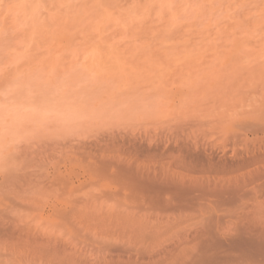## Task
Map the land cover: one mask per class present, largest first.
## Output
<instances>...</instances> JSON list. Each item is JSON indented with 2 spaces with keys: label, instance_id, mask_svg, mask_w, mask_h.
<instances>
[{
  "label": "rangeland",
  "instance_id": "1",
  "mask_svg": "<svg viewBox=\"0 0 264 264\" xmlns=\"http://www.w3.org/2000/svg\"><path fill=\"white\" fill-rule=\"evenodd\" d=\"M93 1L0 0V264H264V0L144 3L131 26ZM76 200L88 225L60 219ZM121 209L154 234H118Z\"/></svg>",
  "mask_w": 264,
  "mask_h": 264
},
{
  "label": "bare ground",
  "instance_id": "2",
  "mask_svg": "<svg viewBox=\"0 0 264 264\" xmlns=\"http://www.w3.org/2000/svg\"><path fill=\"white\" fill-rule=\"evenodd\" d=\"M68 1H70V0H68ZM72 1H73V0H72ZM75 1H77V0H75ZM84 1H85V0H84ZM90 1H93V0H90ZM102 1H103V0H102ZM105 1H106V0H105ZM110 1H111V0H110ZM128 1H129V2H128ZM167 1H168V0H167ZM181 1H183V0H175V3H174V0H173V2H172V0H170L169 2H171V6H172L173 3L176 4V5L178 6V4H179V5L181 4ZM185 1H186V0H185ZM66 2H67V1H66ZM93 2H94V1H93ZM96 2H97V3H96ZM100 2H101V1H100ZM100 2H98V1L95 0L94 3H96V5L99 6L98 3H100ZM103 2H104V1H103ZM126 2L129 3L130 6L128 5L129 7H127V9H124V10H126V11H123V7H125V6H122V5L125 4ZM141 2H142V4H141ZM169 2L167 3V7H169V9H170L171 6L168 5ZM68 3H70V2H68ZM90 3H91V2H89V4H90ZM110 3L114 4V6H116L117 8H118L119 5L121 4L122 7H121L120 9L118 8V10H119L118 12L120 13V12L123 11V12H124V15L127 16V18H125V20H124V22H125L126 24L123 23V24H124L123 26L127 25V22H129L130 20H132V19H134V18H137V19H138V17L140 16V15H139L140 13L138 14V12H141V10L144 11V12L146 11V10L144 9L143 5L146 4V6L148 5L147 7H148L149 9H152V8H153V10H154L155 7L158 8V7H161L162 4H164V3H162L160 0H138V1H137V0H112V2H109V4H110ZM144 3H145V4H144ZM70 4H71V3H70ZM76 4H77V2H76ZM79 4H80V3H79ZM85 4H86V3H85ZM102 4H103V3H102ZM107 4H108V3L105 4V2H104V5L101 7V3H100V6H99V7H101L102 9H105V8H103V7H108L109 4H108V5H107ZM165 4H166V1H165ZM65 5H66V3H65ZM106 5H107V6H106ZM125 5H126V4H125ZM66 6H67V5H66ZM68 6H69V4H68ZM75 6H76V5H75ZM79 6H80V5H79ZM87 6H89V5H87ZM91 6H92V4H91ZM98 6H97V7H98ZM140 6H142V7L140 8ZM146 6H145V7H146ZM154 6H155V7H154ZM92 7H93V6H92ZM147 7H146V8H147ZM162 7L164 8L163 5H162ZM162 7L160 8L162 11L159 13V15H161V17H162V15L165 13V12H163L164 10H163ZM72 8H73V7H72ZM82 8H83V7H82ZM89 8H90V7H89ZM95 8H96V7H95ZM125 8H126V7H125ZM172 8H173V7H172ZM43 9H44V8H43ZM67 9H68V8H67ZM67 9H66V10H67ZM76 9H77V8H76ZM96 9H98V8H96ZM99 9H100V8H99ZM99 9H98L97 12H100ZM102 9H100V10L102 11ZM106 9H108V8H106ZM115 9H116V8H115ZM115 9H114V10H115ZM121 9H122V10H121ZM160 9L158 8L159 11H160ZM165 9H166V8H165ZM167 9H168V8H167ZM167 9H166V10H167ZM169 9H168V10H169ZM176 9H178V8H176ZM86 10H87V9H86ZM90 10H93V9H90ZM111 10H112V9H111ZM114 10H113V12H114ZM120 10H121V11H120ZM153 10H152V11H153ZM174 10H175V8L173 9L172 13L170 12V13L173 14V15H174V12H175V11H176V12L178 11V10H175V11H174ZM82 11H84V10H82ZM88 11H89V10H88ZM108 11H110V10H108ZM116 11H117V10H116ZM152 11H151V12H152ZM72 12H73V11H72ZM95 12H96V10H95ZM97 12H96V13H97ZM144 12H143V13L141 12V13H142V14H141V17L143 16V14H144L145 16H146V14H148V13H147L148 11H146V14H145ZM162 12H163V13H162ZM78 13H80V10L78 11ZM91 13H92L91 15H94L93 12H91ZM96 13H95V14H96ZM106 13H107L108 15H106ZM114 13H116V14L119 15V16L123 15L122 13H121V14H118L117 12H114ZM149 13H150V11H149ZM157 13H158V12H157ZM67 14H68V13H67ZM81 14H82V13H81ZM85 14H86V13H85ZM85 14H84V15H85ZM130 14H131L132 17L130 16ZM132 14H133V15H132ZM134 14H135V16L138 14V17H135ZM78 15H79V14H78ZM101 15H102V14L100 13V16H101ZM103 15H106L108 18H109V16H110V14H109L108 12H105V14L103 13ZM128 15H129V16H128ZM164 15H165V14H164ZM81 16H83V15H81ZM85 16H88V14L85 15ZM89 16H90V15H89ZM100 16L97 15V17H100ZM126 16H125V17H126ZM169 16H170V15H169ZM169 16H168V17H169ZM175 16H176V14H175ZM79 17H80V16H79ZM83 17H84V16H83ZM95 17H96V16H95ZM101 17H102V16H101ZM130 17H131V18H130ZM141 17H140V18H141ZM168 17L165 16L166 19H167ZM171 17H172V16H171ZM171 17H169V18H171ZM173 17H174V16H173ZM173 17H172V19H173ZM80 18H81V17H80ZM86 18H87V17H85V19H86ZM88 18H89V17H88ZM120 18H122V16L119 17L118 19H120ZM123 18H124V17H123ZM123 18H122V20H123ZM129 18H130V19H129ZM159 18H160V16H159ZM33 19H34V18H33ZM75 19H76V18H75ZM81 19H82V18H81ZM83 19H84V18H83ZM126 19L129 20V21H127ZM78 20H79V19H78ZM103 20H105V22H106L108 19L105 18V19H103ZM120 20H121V19H120ZM122 20H121V21H122ZM134 20H136V19H134ZM160 20H161V18H160ZM162 20H164V18H163ZM167 20H169V19H167ZM167 20H166V21H167ZM36 21H38V20H36ZM36 21H35L34 24H36ZM91 21H92L91 23H96V22H95V19H94V22H93V19H92ZM98 21H99V20H98ZM101 21H102V20H101ZM121 21H120V24L122 23ZM126 21H127V22H126ZM138 21H139V19H138ZM164 21H165V20H164ZM29 22H30V21H29ZM33 22H34V21H33ZM76 22L79 23L78 21H76ZM81 22H82L81 24H83V21H81ZM86 22H88V21H86ZM86 22H84V23H86ZM99 22H100V21H99ZM99 22H98V23H99ZM103 22H104V21H103ZM105 22H104V23H105ZM118 22H119V20H118ZM132 22H133V20H132ZM132 22L130 21V23H129L130 26H131ZM135 22H137V20H136ZM77 23H76V24H77ZM100 23L103 24L102 22H100ZM100 23L97 25L98 27H99ZM167 23H168V22H167ZM169 23H171V22H169ZM79 24H80V23H79ZM89 24H90V23H89ZM89 24H88V25H89ZM120 24H119V25H120ZM165 24H166V22H165ZM171 24H172V23H171ZM77 25H78V24H77ZM91 25H92V24H91ZM168 25H169V24H168ZM36 26H38V25H36ZM79 26H80V25H79ZM82 26H84V24H83ZM95 26H96V24H95ZM95 26H94V27H95ZM101 26H104V24L101 25ZM115 26H117V25H115ZM120 26H121V25H120ZM164 26H165V25H164ZM34 27H35V26L33 25V28H32L33 30H31V31H34ZM84 27L86 28L87 26H84ZM121 27H122V26H121ZM132 27H133V26H132ZM165 27H166V26H165ZM36 28H37V27H36ZM92 28H93V26H92ZM168 28H169V26H168ZM101 29H102V28H101ZM119 29H120V28H119ZM83 30H84V29H83ZM97 30H98V29H97ZM97 32H98V31H97ZM127 33H128V32H127ZM89 34H90V33H89ZM89 34H88V35H89ZM92 34H93V33H92ZM125 34H126V32H125ZM90 35H91V34H90ZM90 35H89V36H90ZM135 36H136V35H135ZM33 38H34V37H33ZM99 39H100V38H99ZM94 49H95V48H94ZM127 50H128V49H127ZM127 50H126V51H127ZM90 51H91V50H90ZM123 52H124V51H123ZM120 53H122V52H120ZM124 53H125V52H124ZM92 54H93V53H91V55H92ZM91 55H90V56H91ZM121 56H122V55H121ZM88 57H89V56H88ZM123 57H124V56H123ZM89 58H92V56L89 57ZM124 58H125V57H124ZM105 62H106V61H105ZM105 62H104V64H105ZM123 62H124V61H123ZM92 63H93V62H92ZM104 64H103V65H104ZM101 66H102V65H101ZM125 67H126V66H125ZM100 68H101V67H100ZM122 68H123V67H122ZM101 69H102V68H101ZM123 70H124V69H123ZM123 70H122V71H123ZM105 71H106V70H105ZM118 71H119V70H118ZM101 73H102V72H101ZM108 73H109V72H108ZM112 73H113V71H112ZM113 75H114V74H113ZM121 75H123V74L121 73ZM102 76H103V75H102ZM102 76H101V77H102ZM111 76H112V74H111ZM125 76H126V74H125ZM108 77L110 78V76H108ZM117 77H118V75H117ZM103 78H104V77H102L101 82H103V81H102ZM104 79H105V78H104ZM106 79H107V78H106ZM122 81H123V80H122ZM123 85H124V84H123ZM119 86H120V85H119ZM104 87H105V84H104ZM117 87H118V86H117ZM117 87H116V88H117ZM105 88H106V87H105ZM122 88H123V87H122ZM103 89H104V88H103ZM104 90H105V89H104ZM107 91H108V90H107ZM123 92H124V90H123ZM125 92H126V91H125ZM117 93H118V92H117ZM120 93H121V92H120ZM120 93H119V94H120ZM114 94H115V93H114ZM105 95H106V94H105ZM111 95H112V94H111ZM116 95H117V94H116ZM116 95H115V96H116ZM108 97H109V96H108ZM112 97H113V96H112ZM106 100H107V98H106ZM103 102H105V101H103ZM111 102H112V100H111ZM243 106H244V105H243ZM243 106H242V107H243ZM258 106H259V105H258ZM257 109H258V108H257ZM15 110H16V109H15ZM16 111H17V110H16ZM74 112H75V111H74ZM13 113H14V112H13ZM12 115H13V114H12ZM12 115H11V116H12ZM75 115H77V114H75ZM11 116H10V117H11ZM73 116H74V115H73ZM15 118H16V117H15ZM12 119H13V118H12ZM17 119H18V118H17ZM259 119H260V118H259ZM10 120H11V119H10ZM5 124H6V123H5ZM65 127H66V126H65ZM3 136H5V135H3ZM1 139H2V138H1ZM0 141H1V140H0ZM7 141H9V140H7ZM1 142H3V141H1ZM1 142H0V143H1ZM4 144H5V143H3V145H4ZM6 144H7V143H6ZM0 146H1V145H0ZM6 147L8 148V146H5V149H6ZM0 148H1V149H4V147H3V148L0 147ZM5 149H4V150H5ZM4 150H1L0 153H2V151H4ZM135 152H136V151H135ZM166 152H167V151H166ZM9 153H10V152H9ZM136 153H137V152H136ZM2 154H3V153H2ZM2 154H1V156H4V155H2ZM176 154H177V153H176ZM169 155H170V154H169ZM0 158H1V157H0ZM4 158H5V156H4ZM246 158H247V157H246ZM5 159H6V158H5ZM72 159H73V158H72ZM169 159H170V157H169ZM183 159H184V157H183ZM8 160H9V159H8ZM131 160H132V159H131ZM0 161H3L4 163L6 162V161H4L3 159L0 160ZM246 161H247V160H246ZM3 162H2V164H3ZM126 162H127V161H126ZM0 163H1V162H0ZM176 163H177V162H176ZM2 164H0V165H2ZM6 164H7V163H6ZM174 164H175V162H174ZM239 164H240V163H239ZM246 164H247V163H246ZM4 165H5V164H4ZM2 166H3V165H2ZM135 166H136V165H135ZM0 167H1V166H0ZM240 167H241V166H240ZM89 168H90V167H89ZM184 168H185V166H184ZM241 168H242V167H241ZM4 169H5V167H4ZM121 169H122V168H121ZM171 169H172V168H171ZM164 170H165V169H164ZM174 171H175V170H174ZM55 172H56V171H55ZM154 172H155V171H154ZM168 173H169V172H168ZM174 173H175V172H174ZM176 173H179V174H180V172H176ZM166 174H167V173H166ZM113 175H115V174H113ZM122 175H123V174H122ZM164 175H165V173H164ZM169 175H170V174H169ZM56 176H57V175H56ZM56 176H54V177H56ZM63 176H64V175H63ZM124 176H125V175H124ZM166 176H167V175H166ZM178 176H179V175H178ZM178 176H177V177H178ZM180 176H181V175H180ZM46 177H47V176H46ZM52 177H53V176H52ZM59 177H60V176H59ZM164 177H165V176H164ZM164 177H163V178H164ZM182 177H183V176H182ZM66 178H67V177H66ZM171 178H172V177H171ZM102 179H103V178H102ZM179 179H180V178H179ZM98 180H99V179H98ZM112 180H113V179H112ZM57 181H59V180H57ZM60 181H62V180H60ZM48 183H50V182H48ZM57 183H58V182H57ZM59 183H60V182H59ZM65 183H66V182H65ZM70 183H71V182H70ZM121 183H122V182H121ZM51 184H52V183H51ZM85 184H86V183H85ZM88 184H89V183H88ZM122 184H123V183H122ZM167 184H168V183H167ZM58 186H59V184H58ZM72 186H73V185H72ZM52 187H53V185H52ZM56 187H57V186H56ZM99 187H100V186H99ZM48 188H50V187H48ZM167 188H168V187H167ZM54 189H56V188L54 187ZM59 190H61V189H59ZM65 190H66V189H65ZM72 190H73V187H72V189H71V192H72ZM74 190H75V189H74ZM74 190H73V191H74ZM134 190H136V189H134ZM56 191H57V190H56ZM77 191H78V190H77ZM107 192H108V191H107ZM130 192H131V191H130ZM137 192H139V191H137ZM186 192H187V191H186ZM59 193H61V192L59 191ZM63 193H64V196H65V193H66V192H64V190H63ZM72 193H73V192H72ZM76 193H77V192H76ZM140 193H141V192H140ZM59 195H60V194H59ZM62 195H63V194H62ZM66 195H71V193H69V194L67 193ZM73 195H74V194H73ZM118 195H119V193H118V194H117V193H114L113 195H112V193H111L110 197H111L112 199L114 198L113 200L115 201V200L119 199L120 195H119V197H118ZM133 195H134V194H133ZM133 195H132V196H133ZM137 195H138V193H137ZM137 195H136V196H137ZM139 195H140V194H139ZM139 195H138V197H139ZM141 195H142V193H141ZM143 195H144V194H143ZM151 195H152V194H151ZM64 196H63V197H64ZM104 196H105V198H106V197L108 196V194L106 193ZM104 196H103V197H104ZM152 196H153V195H152ZM152 196H150V199H152ZM65 197H66V196H65ZM74 197H75V196H74ZM76 197H77V196H76ZM121 197H122V196H121ZM145 197H146V196H145ZM58 198H59V196H58ZM61 198H62V197H61ZM69 198H71V197H69ZM77 198H78V197H77ZM136 198H137V197H135V199H136ZM142 198H143V197H141V198H139V199H142ZM147 198H148V196H147ZM59 199H60V198H59ZM72 199H73V197H72ZM79 199H80V198H79ZM121 199H122V198H121ZM125 199H126V198H125ZM148 199H149V198H148ZM160 199H161V198H160ZM160 199H159V201H160ZM174 199H175V198H174ZM62 200H64V199H62ZM74 200H75V199H74ZM126 200H127V199H126ZM137 200H138V199H137ZM137 200L135 201L134 199H132V201H134V202H137ZM143 200H144V199H142L141 201L139 200V201L137 202V204H138V203L140 204V202H142ZM152 200H155V199H152ZM163 200H164V199H163ZM69 201H70V199H69ZM79 201H81V200H79ZM120 201H121V200H120ZM165 201H166V200H165ZM165 201H164V202H165ZM40 202H41V201H40ZM42 202H43V201H42ZM73 202H74V203L77 202V203H76L77 205L74 204V203L72 204V201H71L70 204H72V205H74V206L70 205L71 207L68 208V209L66 208V209H67V210L65 209L66 211L63 209V210H62L63 212L61 211V209H59V211H61L60 213L57 211V212L60 214V217H61L60 219H61V221H64V222L66 223L67 220H68V221H71V222H73V223H75L76 225H79V226L82 225V224H81L82 222H83V225H84V224L88 225V224H87V222L89 221L88 219H92V216H93V215H92L91 217H87V215H86L87 213H85V214L83 213L84 215H83V214H80V213H81L80 211H82L83 208H86V207H85L86 205L84 206V204H87V202H86V203H82V201H81L82 204H81L80 206H78L79 204H78V201H77V200H76V201H73ZM143 202H144V201H143ZM147 202H148V203L144 202V203H146V206H148V204H149V206H150V205L152 206L153 203H154V201H152V204H150V203H151V200H150V202H149V201H147ZM169 202H170V200H169ZM174 202H175V200H174ZM176 202H177V201H176ZM67 203H68V202H67ZM119 203H120V202H119ZM131 203H132V202H131ZM144 203L142 204V207H144L143 210H142V207H139V205L136 206V203H132L131 206H133V207H132L133 209H134L135 207H136V209H137V207H139V208H138L139 211L142 210V211L144 212V210L147 208V207L145 206ZM155 203H157V200H156ZM155 203H154V206L156 207L157 204H155ZM159 203H160V202H159ZM39 204H40V203H39ZM121 204H122V203H121ZM133 204H135V207H134ZM161 204H162V203H161ZM161 204H160V205H161ZM166 204H167V203H166ZM175 204H176V203H175ZM40 205H42V204H40ZM43 205H44V204H43ZM122 205H123V204H122ZM122 205H121V206H122ZM143 205H144V206H143ZM158 205H159V204H158ZM168 205H170V203H168ZM168 205H167V207H168L169 209H168L167 207H165V206L162 204V206L165 207V210H160V208H159V209H156V208H155V212L158 210V211H160V212L157 211V213H158V214H159V213L161 214V212L164 211V212L167 214V215H166V214H164V215H166V217L168 218V216H170V215H168L169 213L166 212V211H170V210H171V212H173V208H172V207L170 208V206H172V204H171L170 206H168ZM123 206H124V205H123ZM129 206H130V205H128V206H126V207L130 210L131 207L129 208ZM140 206H141V204H140ZM149 206H148V207H149ZM42 207H43V206H42ZM88 207H89V206H88ZM117 207H118V206H117ZM164 207H163V208H164ZM80 208H81V210H80ZM176 208H177V207H175L174 210H176ZM200 208H201V207H200ZM86 209H87V208H86ZM111 209H112V208H111ZM111 209H110V210H111ZM124 209H125V208H124ZM128 209H127V211L125 210L124 212H123L122 209H121L120 211H122V212H119V213H121V214H119V213L117 214L118 211H116V213L114 212L115 214H114L113 216H115L116 214H117V215H116L115 217H112V218H114V220L112 219L111 223H112L113 221H114V222L110 225V226L113 227L112 229H115L116 231L119 230V231H120V235H122L123 237H124L126 234H127V235H128V234L131 235L132 232H134L135 234H136V233L138 234L140 231H143V229H144V225H143V222H144V221H143L144 216H142L143 218L141 217V220H142V221H139V220H140V218H139L140 215H139V216L136 215L137 213H139V211L135 212L134 210H136V209H134L133 211L131 210V211H132V212H131V211H128ZM148 209L151 210V209H154V207H153V208H152V207L147 208V210H148ZM179 209H180V206H179ZM188 209H190V208H188ZM52 210H53V209H52ZM57 210H58V209H57ZM87 210H88V209H87ZM87 210H86V212H87ZM108 210H109V209H108ZM177 210H178V209H177ZM180 210H181V209H180ZM182 210H183V208H182ZM40 211H41V210H40ZM53 211H54V210H53ZM84 211H85V209H84ZM88 211H89V210H88ZM90 211H91V210H90ZM98 211H99V210H98ZM111 211H112V210H111ZM151 211L154 212V210H151ZM183 211H184V210H183ZM57 212H55V214L59 215ZM109 212H110V211H109ZM126 212H127V214H125ZM129 212H130L131 214L133 213L132 215L135 214L136 217L138 216L137 218H139V219H136L135 216H134V218H133L132 215H131V218H129V217H130ZM145 212H146V211H145ZM147 212H148V211H147ZM149 212H150V211H149ZM153 212H151V213H153ZM164 212H163V213H164ZM171 212H170V213H171ZM175 212H176V211H175ZM179 212H181V211H179ZM91 213H92V212H91ZM98 213H101V212H98ZM103 213H104V212L101 213V215H100V217H99L98 219H94V220H97V223H94V224H96L98 227L101 228L100 231H102V229H104L103 231H107V230H105V228H107V225L110 224V221H108V220H109V217H110V219H111V216H112V215H109V214L104 213V215H108V216H106V218H105L104 215H102ZM123 213H124V214H123ZM157 213H153L152 215H151V214H150V215H151L153 218L155 217V219H157V218H158V217H157ZM183 213H185V212H183ZM93 214H95V213L93 212ZM154 214H156V216H154ZM172 214H174V213H171V216H172ZM82 215H83V216H82ZM85 215H86V216H85ZM97 215H99V214H97ZM127 215H129V216H127ZM144 215L146 216V214H144ZM54 216H55V215H54ZM88 216H89V214H88ZM94 216H95V215H94ZM94 216H93V217H94ZM171 216H170V217H171ZM181 216H183V215H180V217H181ZM196 216H197V215H196ZM95 217H96V216H95ZM95 217H94V218H95ZM97 217H98V216H97ZM156 217H157V218H156ZM164 217H165V216H164ZM164 217H163V218H164ZM174 217H175V216H174ZM178 217H179V216H178ZM184 217H185V216H184ZM56 218L59 219V216L56 217ZM107 218H108V219H107ZM150 218H151V217H150ZM163 218H162V219H163ZM171 218H173V217H171ZM171 218H170V219H171ZM62 219H63V220H62ZM106 219H107V220H106ZM168 219H169V218H168ZM176 219H178V218H176ZM183 219H184V218H183ZM188 219H189V218H188ZM77 220L79 221V224H78V221H77ZM80 220H81V221H80ZM144 220H145V219H144ZM147 220H148V219H147ZM151 220H153V219L151 218ZM160 220H161V218H160ZM171 220H172V219H171ZM171 220H170V221H171ZM178 220H179V219H178ZM178 220H177V221H178ZM185 220H186V219H185ZM61 221L59 220V223H60ZM76 221H77V223H76ZM154 221H155V220H154ZM154 221H153V223H152V221H151L150 224L147 223L146 226H147L148 228L145 227L146 229H144V232L147 231V233H148V231H152V229H153V230L157 229V227H155V225H156L155 223H157V222H156V221L154 222ZM174 221H175V220L173 219V222H174ZM177 221H176V222H177ZM189 221H190V219H189ZM107 222H108V223H107ZM141 222H142V223H141ZM145 222H147V221H145ZM145 222H144V223H145ZM148 222H150V221L148 220ZM165 222H168V221L165 220ZM173 222H172V224H174ZM187 222H188V220H187ZM88 223H89V222H88ZM158 223H159V226H160V222H158ZM161 223H162V222H161ZM169 223H171V222H168V224H169ZM181 223H182V222H181ZM181 223L179 222V225H180ZM201 223H202V222H201ZM69 224H70V223H69ZM75 224H74V225H75ZM145 224H146V223H145ZM152 224H153V226H152ZM165 224H166V223H163L162 226L164 227ZM176 224H177V223H176ZM49 225H50V224H49ZM52 225H53V224H52ZM71 225H73V224H71ZM90 225H91V224H89V226H90ZM169 225H170V224H169ZM177 225H178V224H177ZM182 225H184V223H182ZM188 225H189V224H188ZM56 226H57V225H56ZM92 226H93V225H92ZM110 226H108V227L110 228ZM162 226H161V228H163ZM173 226H174V225H173ZM83 227H85V226H83ZM127 227L129 228L130 231L127 229ZM165 227H167V225H165ZM165 227H164V229H166ZM168 227H169V226H168ZM69 228H70V226H69ZM72 228H73V227H72ZM91 228H93V227H91ZM142 228H143V229H142ZM154 228H155V229H154ZM171 228H172V226H171ZM173 228H174V227H173ZM61 229H62V228H61ZM112 229H111V230H112ZM126 229L128 230L129 233L126 231ZM141 229H142V230H141ZM149 229H151V230H149ZM159 229H160V228H159ZM64 230H65V229H64ZM72 230H73V229H72ZM72 230H71V231H72ZM79 230H80V229H79ZM89 230H90V229H89ZM91 230H92V229H91ZM91 230H90L89 232H91ZM96 230H98V232H99V229H98V228H96ZM115 230H112L111 233H112V232H115ZM145 230H146V231H145ZM167 230H168V228H167ZM169 230H170V229H169ZM66 231H67V230H66ZM87 231H88V230H87ZM119 231H118V234H119ZM138 231H139V232H138ZM163 231H165V230L162 229L161 232H163ZM170 231H171V230H170ZM84 232H85V231H84ZM89 232H88V233H89ZM125 232H127V233H125ZM152 232H153V231H152ZM156 232H157V231H156ZM66 233H68V231H67ZM71 233H72V232H71ZM79 233H80V232H79ZM93 233H95V232H93ZM111 233L109 232L108 234L110 235ZM134 233H133L131 236H133V239H134V237H136V238H137V241H138L139 236L137 235V236H138V237H137ZM142 233H143V232H142ZM142 233H141V234H142ZM165 233H166V231H165ZM193 233H194V232H193ZM72 234H73V233H72ZM112 234H113V233H112ZM118 234L115 233V234H113V235H115V237H118V236H116V235H118ZM151 234H152V233H151ZM153 234H154V232H153ZM161 234H162V233H161ZM64 235H65V234H64ZM78 235H79V234H78ZM87 235H88V234H87ZM99 235H100V233H99ZM102 235H103V234H102ZM105 235H106V234H105ZM120 235H119V236H120ZM134 235H135V236H134ZM144 235H145V234H142L143 237H144ZM146 235H148V234H146ZM146 235H145V236H146ZM149 235H150V234H149ZM157 235H158V234H157ZM157 235H156V236H157ZM199 235H200V234H199ZM79 236H80V235H79ZM97 236H98V235H97ZM131 236H130V237L127 236V237L130 238V239H129V238H127V239H128V240H131V239H132ZM153 236H154V235H152V237H153ZM64 237H65V236H64ZM64 237H63V238H64ZM72 237H73V236H72ZM101 237H102V236H101ZM106 237H107V236H106ZM120 237H121V236H120ZM120 237H119V238H120ZM143 237H140V238L143 239ZM150 237H151V235H150ZM152 237L150 238L151 240H152ZM196 237H198V236H196ZM67 238H68V237H67ZM77 238H78V237H77ZM77 238H76V239H77ZM107 238H108V237H107ZM113 238H114V237H113ZM121 238H122V237H121ZM125 238H126V237H125ZM125 238H124V239H125ZM147 238H148V236H147ZM198 238H199V237H198ZM32 239H33V238H32ZM65 239H66V238H65ZM74 239H75V238H74ZM83 239H84V237H83ZM116 239H117V238H116ZM116 239H115V240H116ZM122 239H123V238H122ZM195 239H196V238H195ZM47 240H48V239H47ZM49 240H50V239H49ZM59 240H60V239H59ZM59 240H58V241H59ZM118 240H119V239H118ZM184 240H186V237H185ZM187 240H188V239H187ZM241 240H242V239H241ZM44 241H45V240H44ZM50 241H51V240H50ZM120 241H121V240H120ZM122 241H124V240H122ZM133 241H135V240H133ZM243 241H244V240H243ZM31 242H32V240H31ZM47 242H48V241H47ZM53 242H54V241H53ZM103 242H104V241H103ZM127 242H129V241H126V242H124V243H127ZM178 242H179V241H178ZM260 242H261V241H260ZM54 243H55V242H54ZM68 243H69V242H68ZM118 243H119V242H118ZM120 243H122V242H120ZM120 243H119V244H120ZM124 243H123V245H124ZM135 243H136V242H135ZM137 243H138V242H137ZM147 243H148V242H147ZM149 243H150V241H149ZM33 244H34V242H33ZM56 244H57V243H56ZM62 244H63V243H62ZM65 244H66V243H65ZM104 244L106 245V243H104ZM127 244H128V243H127ZM242 244H243V243H242ZM34 245H35V244H34ZM107 245H108V244H107ZM107 245H106V247H107ZM114 245H115V244H114ZM123 245H122V246H123ZM47 246H48V244H47ZM57 246H58V245H57ZM63 246H65V245H63ZM102 246H103V244H102ZM109 246H111V245H109ZM116 246H117V248H118V245H116ZM54 247H55V246H54ZM58 247H59V246H58ZM61 247H62V246H61ZM111 247H112V246H111ZM114 247H115V246H114ZM123 247H124V246H123ZM50 248H51V247H50ZM62 248H63V247H62ZM64 248H65V247H64ZM28 249H29V248H28ZM33 249H34V248H33ZM73 249H74V247H73ZM104 249H105V248H104ZM24 250H25V248H24ZM41 250H42V249H41ZM47 250H48V249H47ZM101 250H103V249L101 248ZM35 251H36V250H35ZM49 251H51V250L49 249ZM58 251H59V249H58ZM61 251H63V250H61ZM66 251H67V249H66ZM103 251H104V250H103ZM106 251H107V250H106ZM116 251H117V250H116ZM169 251H171V250H169ZM77 252H78V251H77ZM114 252H115V251H114ZM122 252H123V251H121V253H122ZM135 252H136V251H135ZM138 252H139V251H138ZM153 252H155V251H153ZM23 253H24V252H23ZM36 253H37V252H36ZM39 253H40V251H39ZM61 253H62V252H60V254H61ZM68 253H69V252H68ZM89 253H90V252H89ZM89 253H87L86 255H88ZM115 253H116V252H115ZM146 253H147V252H146ZM150 253H152V252H150ZM155 253H156V252H155ZM160 253H161V252H160ZM34 254H35V252H34ZM54 254H56V251L54 252ZM54 254H53L52 257H53V259H56V260H57L58 258H56V257L58 256L59 253L57 254L56 257L54 256ZM60 254H59V255H60ZM69 254H70V253H69ZM108 254H109V253H108ZM158 254H159V252H158ZM158 254H156V255L158 256ZM163 254H164V255H163ZM165 254H168L167 251H165L164 253H161V255L159 254V255H160L159 258L165 256ZM41 255H42V254H41ZM43 255H45V252H44ZM47 255H48V254H47ZM47 255H45V256H47ZM91 255H92V254H91ZM95 255H96V254H95ZM101 255H103V254H101ZM121 255H122V254H120L119 256H121ZM135 255H136V254H135ZM138 255H139V256H138ZM138 255H136V258H138V259H136V260L139 261V259H141V258H139V257H140V254H138ZM141 255H142V254H141ZM162 255H163V256H162ZM168 255L170 256L171 254H168ZM26 256H27V255H26ZM60 256H63V259H64V255H60ZM68 256H69V255H68ZM68 256H67V257H68ZM79 256H80V255H79ZM108 256H110V255H108ZM119 256L117 255V257H119ZM126 256H127V255H126ZM133 256H134V255H133ZM147 256H148V255H147ZM149 256H150V255H149ZM154 256H155V254H153V256H150V257L152 258L153 261H154V259H153ZM157 256H156V259H155V260H156V263H157V261H159V260L157 259ZM54 257H55V258H54ZM58 257H59V256H58ZM75 257H77V255H76ZM114 257H115V256H114ZM150 257H149V258H150ZM172 257H173V256H172ZM172 257H171V258H172ZM80 258H81V257H80ZM82 258H83V256H82ZM104 258H106V257L104 256ZM112 258H113V257H112ZM120 258L122 259V258H124V257H123V256H122V257H119V260H120ZM127 258H128V257H127ZM151 258H150V259H151ZM164 258H165V257H164ZM27 259H29V258H27ZM43 259H44V258H43ZM67 259L70 260L69 257L66 258L65 260H67ZM71 259H73V258H71ZM101 259H102V258H101ZM107 259H108V258H107ZM107 259H106V260H107ZM110 259H111V258H110ZM114 259H115V258H114ZM116 259H117V258H116ZM132 259H133V257H132ZM134 259H135V257H134ZM150 259H149V260H150ZM161 259H162V258H161ZM61 260H62V259H61ZM61 260H60V258H59V261H61ZM74 260H75V259H74ZM108 260H109V259H108ZM112 260H113V259H112ZM112 260H111V262H112ZM136 260H135V261H136ZM152 260H151V261H152ZM163 260H164V259H163ZM37 261H39V260H37ZM37 261H36V263H37ZM46 261H47V260H46ZM57 261H58V260H57ZM62 261H63V260H62ZM75 261H79V260H75ZM95 261H96V260H95ZM122 261H123V260H122ZM164 261H165V260H164ZM28 262H29V261H28ZM34 262H35V261H34ZM40 262H41V261H40ZM55 262H56V261H55ZM81 262H84V260H83V261L81 260ZM100 262H101V261H100ZM106 262H107V261H106ZM111 262H110V264H111ZM124 262H125V261H124ZM128 262H129V261H128ZM26 263H27V262H26ZM76 263L79 264L78 262H76ZM88 263H89V262H87V264H88ZM94 263H96V262H94ZM102 263H103V262H102ZM112 263H113V262H112ZM117 263H118V262H117ZM117 263H116V261H115V264H117ZM135 263H136V262H135ZM33 264H34V263H33ZM67 264H69V263L67 262ZM85 264H86V263H85ZM97 264H98V263H97ZM108 264H109V263H108ZM118 264H119V263H118Z\"/></svg>",
  "mask_w": 264,
  "mask_h": 264
}]
</instances>
